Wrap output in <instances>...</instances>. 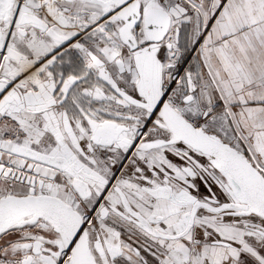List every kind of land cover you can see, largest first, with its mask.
<instances>
[{
	"label": "snow or ice",
	"instance_id": "obj_1",
	"mask_svg": "<svg viewBox=\"0 0 264 264\" xmlns=\"http://www.w3.org/2000/svg\"><path fill=\"white\" fill-rule=\"evenodd\" d=\"M0 264H264V0H0Z\"/></svg>",
	"mask_w": 264,
	"mask_h": 264
}]
</instances>
